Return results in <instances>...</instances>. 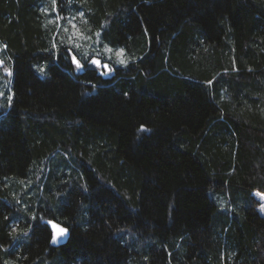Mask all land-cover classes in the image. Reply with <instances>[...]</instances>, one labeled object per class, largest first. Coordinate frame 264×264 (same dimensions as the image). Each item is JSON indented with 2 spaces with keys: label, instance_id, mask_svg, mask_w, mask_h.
Segmentation results:
<instances>
[{
  "label": "trees",
  "instance_id": "1",
  "mask_svg": "<svg viewBox=\"0 0 264 264\" xmlns=\"http://www.w3.org/2000/svg\"><path fill=\"white\" fill-rule=\"evenodd\" d=\"M0 47V264H264V0H0Z\"/></svg>",
  "mask_w": 264,
  "mask_h": 264
},
{
  "label": "rangeland",
  "instance_id": "2",
  "mask_svg": "<svg viewBox=\"0 0 264 264\" xmlns=\"http://www.w3.org/2000/svg\"><path fill=\"white\" fill-rule=\"evenodd\" d=\"M81 15V13H76L74 16H68L67 19L62 20V17L56 14L54 17L50 18L51 20H60L59 27L62 28V30L67 34L69 37V40L71 43L78 44H84L86 47L93 46L98 48L97 43L91 38H88V35L84 33V31H81V28L77 25V22L75 21L76 18H78ZM50 20V21H51ZM69 33V34H68ZM87 42V43H86ZM2 47H0V54L2 51ZM122 49L113 50L110 47H105L104 51H101L99 49H96V51H92L91 55V61L98 60L100 63L97 64L98 66L102 67L106 74H110L111 72V65L109 63L110 59L113 57L112 53L115 52L116 56H119L120 61L124 58V51ZM75 60H77L76 57H74ZM3 63V60L0 56V63ZM104 65H107V68L104 67ZM10 71H5L6 74H8ZM254 196L257 198V200L260 202L259 205V212L261 215H264V193H261L259 191L254 192Z\"/></svg>",
  "mask_w": 264,
  "mask_h": 264
},
{
  "label": "water",
  "instance_id": "3",
  "mask_svg": "<svg viewBox=\"0 0 264 264\" xmlns=\"http://www.w3.org/2000/svg\"><path fill=\"white\" fill-rule=\"evenodd\" d=\"M2 65H3V63L1 62L0 66H2ZM53 225H56L57 227L53 228ZM50 226H51V230H52V244L55 246H59V245L66 243V241L69 237V230L67 228H65L64 226H62L61 224L56 223V222H51ZM61 228L66 229V232L63 234H58V231ZM53 236H56L55 242H53Z\"/></svg>",
  "mask_w": 264,
  "mask_h": 264
},
{
  "label": "snow or ice",
  "instance_id": "4",
  "mask_svg": "<svg viewBox=\"0 0 264 264\" xmlns=\"http://www.w3.org/2000/svg\"><path fill=\"white\" fill-rule=\"evenodd\" d=\"M121 52H122V50H121ZM73 62L76 63L77 67H81L79 61L75 60V58H73ZM92 63L99 64L100 62L98 60H93ZM104 67L107 68V65H104ZM6 71H7V69H6ZM8 74L11 75V72H8ZM56 227H57L56 225H53V228H56ZM65 232H66V229L61 228V229H59L58 234H63ZM55 240H56V236H53V242H55Z\"/></svg>",
  "mask_w": 264,
  "mask_h": 264
}]
</instances>
